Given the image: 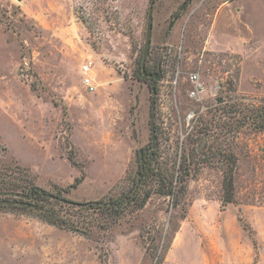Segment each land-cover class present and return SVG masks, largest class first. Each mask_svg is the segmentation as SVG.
<instances>
[{
	"label": "rangeland",
	"instance_id": "1",
	"mask_svg": "<svg viewBox=\"0 0 264 264\" xmlns=\"http://www.w3.org/2000/svg\"><path fill=\"white\" fill-rule=\"evenodd\" d=\"M151 1L0 0V171L52 190L82 176L66 194L80 201L120 194L136 151L153 145V115L163 165L178 169L184 153L205 162L179 205L155 193L91 237L0 211V264H167L178 231L186 264H264V130L236 128L233 107L264 99V0H155L153 96L136 73ZM194 72L206 86L197 96Z\"/></svg>",
	"mask_w": 264,
	"mask_h": 264
},
{
	"label": "trees",
	"instance_id": "2",
	"mask_svg": "<svg viewBox=\"0 0 264 264\" xmlns=\"http://www.w3.org/2000/svg\"><path fill=\"white\" fill-rule=\"evenodd\" d=\"M136 73L140 80L148 84L152 96L153 93L158 92L157 82L160 79V71L152 67L149 60L144 66L141 61ZM233 107H236L238 114L235 119L236 128L249 125L257 130H264V99L257 106H248L237 100ZM224 108L226 107L222 109ZM160 152L158 143L137 150V168L132 185L120 194L103 196L96 200L80 201L66 195L72 188L78 186L82 181V176L76 178L69 187L55 186L52 190L32 181L23 182L24 177L16 176L20 173L2 167L3 171H0V211L32 214L52 226L91 237L97 231L110 230L127 213L142 208L155 193L169 195L175 200L174 204L179 205L186 192V182L192 175L193 163L205 162L195 153H184L181 155L179 168L175 169L174 166L170 168L162 164ZM170 158L172 161L173 157ZM223 188L224 202H233L235 199V175L233 173L224 174ZM185 217L184 207L181 218ZM163 262L156 261L155 264Z\"/></svg>",
	"mask_w": 264,
	"mask_h": 264
},
{
	"label": "built area",
	"instance_id": "3",
	"mask_svg": "<svg viewBox=\"0 0 264 264\" xmlns=\"http://www.w3.org/2000/svg\"><path fill=\"white\" fill-rule=\"evenodd\" d=\"M93 60H88L81 66L82 73V83L89 92H95L97 90L98 84L93 75ZM190 81L193 83L194 87L190 91L192 96H197L206 91L205 84L200 80V75L194 72L190 75Z\"/></svg>",
	"mask_w": 264,
	"mask_h": 264
},
{
	"label": "crops",
	"instance_id": "4",
	"mask_svg": "<svg viewBox=\"0 0 264 264\" xmlns=\"http://www.w3.org/2000/svg\"><path fill=\"white\" fill-rule=\"evenodd\" d=\"M179 233L180 235L175 236L173 246L172 248H170L167 254V258H166L167 264H171V262L175 264H186V231H184V233L182 234L181 232L178 231V234ZM203 253L205 256V251L203 249L196 252V254H198L199 259L202 258L201 255Z\"/></svg>",
	"mask_w": 264,
	"mask_h": 264
},
{
	"label": "water",
	"instance_id": "5",
	"mask_svg": "<svg viewBox=\"0 0 264 264\" xmlns=\"http://www.w3.org/2000/svg\"><path fill=\"white\" fill-rule=\"evenodd\" d=\"M154 2L155 0L151 1L149 12H148L147 30H146L145 44L143 48V57H142L143 66L146 64V61L150 53L151 44H152ZM155 140H156V129H155V122H154V115H153V119H152V142L153 144L155 143Z\"/></svg>",
	"mask_w": 264,
	"mask_h": 264
}]
</instances>
